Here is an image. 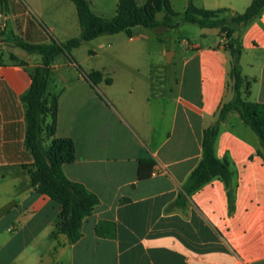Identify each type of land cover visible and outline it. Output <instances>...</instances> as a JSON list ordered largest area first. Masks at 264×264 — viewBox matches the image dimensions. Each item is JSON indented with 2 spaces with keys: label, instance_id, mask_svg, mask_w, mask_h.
<instances>
[{
  "label": "crops",
  "instance_id": "0c3cea01",
  "mask_svg": "<svg viewBox=\"0 0 264 264\" xmlns=\"http://www.w3.org/2000/svg\"><path fill=\"white\" fill-rule=\"evenodd\" d=\"M86 1L98 16L116 12L117 0ZM191 1L226 8L222 15L229 17L252 0ZM188 2L182 0L181 13ZM5 25L33 43L80 33L71 0H0V29ZM199 27V35L210 40L184 42L175 73L162 60L157 69L148 62L140 71L120 56L147 36L139 25L131 36L117 32L127 40L108 43L113 51L100 63L88 62L98 55L89 47L79 59L58 53L50 61L54 137L70 138L74 147L73 161L62 170L99 199L73 242L56 232L59 204L38 193L29 176L34 166L24 146L21 95L40 55L5 43L26 66L0 64V196L6 195L0 204V264H264V153L236 110L220 122L214 141L215 156L229 164L231 205L217 176L191 193L182 187L201 158L203 130L232 96L223 37L217 27ZM240 43L241 72L251 79L247 99L264 103V11L242 27ZM92 70L101 72L95 82L86 75ZM140 159L150 160L142 179Z\"/></svg>",
  "mask_w": 264,
  "mask_h": 264
},
{
  "label": "trees",
  "instance_id": "16d2710c",
  "mask_svg": "<svg viewBox=\"0 0 264 264\" xmlns=\"http://www.w3.org/2000/svg\"><path fill=\"white\" fill-rule=\"evenodd\" d=\"M5 1V0H2ZM78 17L80 33L63 41L51 39L49 42H27L17 36L5 25L0 29V43H12L27 53L40 55L41 61L30 71L31 83L21 95L25 103L26 129L24 146L33 157L34 169L29 170L31 184L41 193L59 204V221L56 232L64 233L70 241L80 236V224L93 206L98 203V196L86 189L83 184L66 177L62 164L74 159L72 140L66 137H54L56 121V95L48 93L50 61L58 53L71 57L72 48L95 37L124 31L132 34V27H176L180 22L195 23L201 27H217L223 37V46L230 56L229 79L232 96L218 109L215 121L205 128L201 137V158L183 182V189L191 193L208 182L212 177H219L227 189L228 203H232L231 173L228 161L219 159L214 154V141L220 122L229 110H236L242 119L256 134L264 153V103L247 99L251 79L241 72L240 31L255 20L264 11V0H252L242 11L231 16H223L226 8L198 7L189 0L182 13L174 11L170 0H144L141 4L135 0H117L116 12L111 17L96 15L86 0H71ZM162 13L158 18L157 13ZM235 32L238 33L235 36ZM9 59L23 67L26 61L9 52ZM87 77L96 81L100 71L92 70ZM48 118V120H47ZM150 160H139L137 177L148 176L143 172V165ZM177 203V200L175 201Z\"/></svg>",
  "mask_w": 264,
  "mask_h": 264
},
{
  "label": "rangeland",
  "instance_id": "374dc122",
  "mask_svg": "<svg viewBox=\"0 0 264 264\" xmlns=\"http://www.w3.org/2000/svg\"><path fill=\"white\" fill-rule=\"evenodd\" d=\"M141 4L144 0H135ZM173 9L177 12L181 11L182 0H171ZM181 13V12H180ZM158 18L162 17V13L157 14ZM142 28L147 33L146 37L135 39L133 42L137 45L128 46L121 53V57L133 60L140 71H144L147 67L146 63L150 62L153 69H157L158 60H162L163 68L168 73H175L176 62L179 51L186 45L184 42L193 43L200 40L202 42L209 41L210 38H205L199 35L200 27L197 24L189 22H180L176 27H157V28ZM127 40V36L123 32L114 34L101 35L96 39L84 41V45L72 51L71 55L79 59L86 54V48H94L98 55L88 60L89 63H100L104 57L110 56L113 49L108 46V43L119 44ZM117 47V45H114ZM175 51V54H174ZM170 57V60H167ZM9 50L6 49L4 43H0V64L9 62ZM4 194V193H3ZM2 194V195H3ZM6 203V195L0 196V204Z\"/></svg>",
  "mask_w": 264,
  "mask_h": 264
},
{
  "label": "water",
  "instance_id": "95a60500",
  "mask_svg": "<svg viewBox=\"0 0 264 264\" xmlns=\"http://www.w3.org/2000/svg\"><path fill=\"white\" fill-rule=\"evenodd\" d=\"M238 35V33L237 32H235V36H237ZM7 46H9V47H16V49H18V50H20V51H22V52H25V50H23L22 48H20L19 46H16V45H14V44H12V43H7ZM167 60H170V57H167Z\"/></svg>",
  "mask_w": 264,
  "mask_h": 264
}]
</instances>
